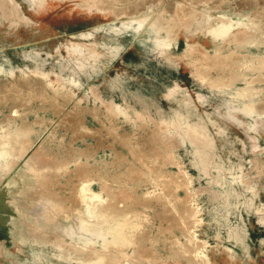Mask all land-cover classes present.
Wrapping results in <instances>:
<instances>
[{"label":"rangeland","instance_id":"1","mask_svg":"<svg viewBox=\"0 0 264 264\" xmlns=\"http://www.w3.org/2000/svg\"><path fill=\"white\" fill-rule=\"evenodd\" d=\"M0 264H264V0H0Z\"/></svg>","mask_w":264,"mask_h":264}]
</instances>
